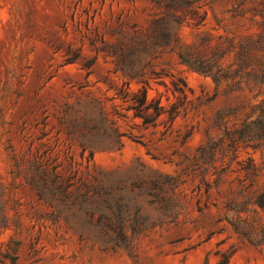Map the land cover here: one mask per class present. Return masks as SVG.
Here are the masks:
<instances>
[{
	"label": "rangeland",
	"instance_id": "obj_1",
	"mask_svg": "<svg viewBox=\"0 0 264 264\" xmlns=\"http://www.w3.org/2000/svg\"><path fill=\"white\" fill-rule=\"evenodd\" d=\"M159 1L0 0V264H218V251L232 255L230 264H264V213L241 214L256 223L259 236L253 240L229 222L237 216L227 204L244 178L241 166L232 164L219 191H207L192 171L207 133L223 137L222 124L239 126L264 94L256 98L257 91H234L227 83L217 89L210 77L181 64L170 48L152 47L145 62L151 67L144 70L150 97L163 96L167 104L175 76L196 97L203 95L204 104L166 132L121 117V102L113 99L129 81L115 73L118 61H128L121 50L123 33L147 29L157 9H167L168 3L171 9H201L209 14L202 31L242 37L255 28L252 14L237 10L255 9V0H202L194 6ZM180 35L187 43L193 40L190 28ZM131 87L136 91L140 85ZM85 116L92 123L82 131L75 121ZM114 123L125 135L119 151L109 150ZM82 141L95 147L90 164ZM38 158L48 170L47 183L32 169ZM249 159L264 171V153L241 145L239 160L246 165ZM142 166L177 181L182 215L176 225L149 229L136 241L133 255L104 249L96 225L100 217L120 211L134 217L141 203L126 193L117 194L108 207L97 205L91 174L98 169L123 177ZM56 178L64 187L53 183Z\"/></svg>",
	"mask_w": 264,
	"mask_h": 264
},
{
	"label": "trees",
	"instance_id": "obj_2",
	"mask_svg": "<svg viewBox=\"0 0 264 264\" xmlns=\"http://www.w3.org/2000/svg\"><path fill=\"white\" fill-rule=\"evenodd\" d=\"M200 1L202 0H185L183 4L194 6ZM171 6L168 3L167 9H157L147 29L132 27L123 33L121 50L126 53L128 61H118L115 73H121L128 77L129 81H125L116 89L113 99L121 102V110L125 112L117 114L125 119L140 120L146 129L164 127L168 132L182 115L204 104L203 95L196 97L186 81L175 76L171 82L172 87L167 91L172 96L167 97V104L163 102V96L150 97L151 85L144 70L151 67L150 62H145L151 56L152 47L170 48L171 52L177 54L181 64L210 77L217 89L227 83L234 91H257L256 98L264 94V0H255L257 9L237 10L243 16L251 13L250 21L255 28V31L242 37L204 32L202 28L207 26L209 20L207 11L171 9ZM238 6H245V2ZM214 18L220 25L218 18ZM185 27L192 30L191 43L181 38L180 33ZM229 58H232V63L226 65L225 62ZM153 75L156 78L161 76L156 72H153ZM133 82L140 85L136 91L132 90ZM165 86L167 87L166 84ZM224 118L222 116L221 120ZM91 123L92 120L86 116L75 121L76 127L82 131L87 130ZM222 125L223 137L216 140V137L207 133L206 140L193 157L192 171L198 173L207 191L213 187L219 191L227 182L232 164L236 162L241 166V171L245 173L244 178L238 179L237 195L230 198L227 204L228 210H235L237 216L229 222L238 234L253 240L259 236L256 223L249 216L243 218L241 214L264 213V171L257 167L252 159H249L246 165L244 161H240L239 150L242 145L244 148L264 153V99L252 107L251 113L239 126L229 129L228 122ZM113 128V143L109 150L119 151L123 148L122 137L125 135L119 133L115 123ZM191 135L192 132L188 133V136ZM81 147L84 155L89 152L87 162L90 164L95 158V147L86 141L81 142ZM227 159L229 162H226ZM32 169L40 180L45 183L49 181L48 170L41 158L35 161ZM91 176L95 192L93 198L95 197L97 205L106 204L108 207L110 204L107 203L113 201L117 194L126 193L141 203L134 217H131L129 211L100 217L96 225L103 234L104 249H122L133 255L136 241L146 235L149 229L176 225L182 215L183 205L176 196L178 184L172 177L150 172L145 166L129 176L117 177L98 169H95ZM53 183L64 187L63 181L58 178ZM121 200L123 198H119L118 202ZM147 210L155 212V217L147 213ZM216 256L220 258L218 264L231 263V254L218 251Z\"/></svg>",
	"mask_w": 264,
	"mask_h": 264
}]
</instances>
